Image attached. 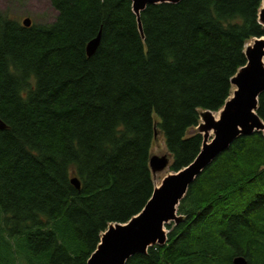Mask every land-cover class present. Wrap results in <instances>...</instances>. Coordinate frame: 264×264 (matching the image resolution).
I'll use <instances>...</instances> for the list:
<instances>
[{
  "label": "trees",
  "instance_id": "16d2710c",
  "mask_svg": "<svg viewBox=\"0 0 264 264\" xmlns=\"http://www.w3.org/2000/svg\"><path fill=\"white\" fill-rule=\"evenodd\" d=\"M50 2L53 21L30 26L0 11V264H88L103 231L151 198L155 132L170 171L194 161L200 112L223 107L264 36L262 0L150 4L143 32L132 0ZM178 214L166 244L126 264H264V133L239 135Z\"/></svg>",
  "mask_w": 264,
  "mask_h": 264
},
{
  "label": "water",
  "instance_id": "95a60500",
  "mask_svg": "<svg viewBox=\"0 0 264 264\" xmlns=\"http://www.w3.org/2000/svg\"><path fill=\"white\" fill-rule=\"evenodd\" d=\"M181 0H132L133 11L138 26L143 32L141 12L150 4ZM259 20L264 25V0L259 12ZM24 26H30L32 19L26 17ZM101 32L87 44L91 56L100 42ZM247 62L231 78L235 86L223 107L217 111L202 110L196 127L203 134V144L198 156L184 168L169 173L160 185H155L153 194L140 213L126 223H111L101 235L100 242L91 254L88 264H126L138 253H146L149 247L167 243L166 224L179 223L183 217L178 214V205L189 186L221 153L226 151L239 135L264 133V121L257 113L260 95L264 92V36L255 37L253 43L245 46ZM0 128L5 123L0 118ZM211 133L213 136L210 138ZM157 131L155 132V136ZM169 154H153L149 165L153 176L169 167ZM71 182L80 188V181L73 177ZM233 264H247L244 256L233 259Z\"/></svg>",
  "mask_w": 264,
  "mask_h": 264
},
{
  "label": "rangeland",
  "instance_id": "374dc122",
  "mask_svg": "<svg viewBox=\"0 0 264 264\" xmlns=\"http://www.w3.org/2000/svg\"><path fill=\"white\" fill-rule=\"evenodd\" d=\"M0 11L20 21L26 17H30L33 22H50L57 15V11L52 6L50 0H0ZM252 43L253 39L248 41L246 45ZM234 89L235 86L233 85L232 92ZM215 115L218 116V112H215ZM212 136L213 133H211L210 138ZM151 153L152 155L168 154L165 139L161 132H158L155 136ZM171 172L169 167L164 171L158 172L154 176L155 185H160L163 179Z\"/></svg>",
  "mask_w": 264,
  "mask_h": 264
}]
</instances>
